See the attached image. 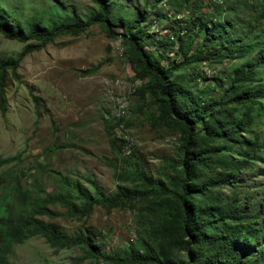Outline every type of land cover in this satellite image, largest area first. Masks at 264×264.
I'll list each match as a JSON object with an SVG mask.
<instances>
[{"label": "trees", "instance_id": "1", "mask_svg": "<svg viewBox=\"0 0 264 264\" xmlns=\"http://www.w3.org/2000/svg\"><path fill=\"white\" fill-rule=\"evenodd\" d=\"M91 1L94 7L88 12L69 7L67 2L47 0L45 5L23 15L21 7L0 0V32L26 42L19 57L60 33L80 32L93 23H99L109 36H121L124 53L140 81L133 93L141 103L132 109L141 110L156 129L165 123L177 131L179 158L172 161L174 173L167 175L166 183L154 178L133 152L121 160L134 187L119 185L108 191L89 173L85 179L90 182V189L70 174L51 168L48 170L56 174V187L47 190L42 183H35L32 191L21 183L23 171L17 173L10 166L0 169V264H12L9 253L13 245L35 235L57 247L79 244L104 264H264V225L245 223L247 216L242 214V208L225 206L220 194L205 195L210 187L226 183L227 177L238 171L241 163L229 157L234 143L245 146L246 161L262 145L258 134L241 140L238 131L249 127L256 115H264L260 104L264 98V0H259L254 15L244 22L232 14L240 8L241 0H230L227 5L228 0H210L205 10L201 9L202 0H165L168 9L177 13L186 7L188 12L182 17L183 23L176 19L171 24V37L160 41L161 44L155 43L147 26L152 19L168 18L163 6L158 7L163 0H142V6L126 0ZM225 12L233 19L227 15V21L220 19ZM175 36L179 40L176 45L170 43ZM163 43L171 45L175 57L165 60ZM251 52L246 62L231 70L228 79L218 78L222 87L214 95L207 88L194 92L195 78L177 71L187 64ZM17 66L18 58H0L2 113L6 110L9 69L14 71ZM256 80L262 81L255 85ZM34 101L38 109L41 102L35 95ZM151 103L156 105L154 111L149 110ZM238 105L241 107L236 111ZM121 120L117 117L105 128L118 126ZM114 138L111 145L116 148ZM209 139L215 143L209 144ZM18 157L19 154L0 156V165ZM212 165L219 167V171L198 181L200 167ZM134 199L153 201L144 229L159 239L157 252L147 244L141 249L130 244L103 250L94 231L86 228L70 234L55 222L40 217H83L95 205L109 210ZM56 203L63 209L50 206ZM225 221L232 224L225 225ZM262 227L263 231H259ZM175 249H183L180 256H173Z\"/></svg>", "mask_w": 264, "mask_h": 264}, {"label": "rangeland", "instance_id": "2", "mask_svg": "<svg viewBox=\"0 0 264 264\" xmlns=\"http://www.w3.org/2000/svg\"><path fill=\"white\" fill-rule=\"evenodd\" d=\"M56 1L67 2L71 4L69 7L73 6L81 12H88L94 7L91 0ZM126 1L142 6V0ZM241 1L238 11L232 14L244 22L254 15L259 0ZM4 2L12 7H21L25 15L29 10L45 5L47 0ZM209 2L202 0L201 9L205 10ZM228 3L230 0L226 5ZM167 5L165 0L158 4V7L163 6L167 19L148 22L147 29L155 43L161 44L171 37V24L176 19L183 23L182 17L188 12L183 7L176 13ZM226 15L233 19L226 12L221 14L220 19L227 21ZM29 41L33 42V39ZM178 42L175 36L170 43L176 45ZM25 43L0 32V58H18L16 70L9 69L8 73L6 110L3 113L0 111V156L19 154L18 158L1 164V170L10 166L16 168L17 173L23 171L20 173L21 183L32 191L35 183H42L47 190L56 187V174L48 170L51 168L70 174L92 189L85 179L90 173L105 189L114 191L119 185L134 187L135 184L123 171L121 159L136 152L137 160L154 178L165 183L168 181L167 175L174 173L172 161L179 158L177 131L165 123L156 129L141 110L132 109L140 102L133 93L140 81L135 78L124 53L121 36H109L99 23H93L80 32L60 33L42 47L19 57ZM163 44V55L167 56L165 60L175 57L170 50L171 45L165 44L164 47ZM18 48L21 49L19 52L16 51ZM252 53L203 60L187 64L177 71L195 78L192 82L194 92L207 88L214 95L222 87V80L218 82V78L228 79L231 70L246 62ZM258 81L262 80H256L254 84L257 85ZM34 95L41 102L38 109ZM260 102L264 110V98ZM155 108L154 103L149 104V110L154 111ZM117 117L122 119L119 125L106 129V125L113 123ZM256 134L262 143L261 148L251 152L252 157L249 156V161H246L245 146L234 143V152H229V157L241 163L238 171L234 176L227 177L226 183L210 187L205 195L220 194L225 206L242 208V214L247 216L245 223L264 225V211H261L264 209V115H256L249 127L240 129L238 139L254 138ZM112 138L116 148L111 145ZM208 142L215 143L214 139ZM219 169L213 165L201 166L197 180L202 181ZM151 205L153 201L134 199L109 210L95 205L90 214L83 217H40L55 222L70 234H77L86 228L94 231V238L103 250L130 244L141 249L147 244L157 252L159 239L148 235L144 229L145 220L151 217ZM50 206L63 209L57 203ZM229 223L232 224V221L224 222L225 225ZM181 252L183 249H175L172 254L177 257ZM90 254L79 244L57 247L44 237L35 235L15 243L9 258L12 264H104Z\"/></svg>", "mask_w": 264, "mask_h": 264}, {"label": "clouds", "instance_id": "3", "mask_svg": "<svg viewBox=\"0 0 264 264\" xmlns=\"http://www.w3.org/2000/svg\"><path fill=\"white\" fill-rule=\"evenodd\" d=\"M20 50H21V49H19V48H18V49H16V51H17V52H19Z\"/></svg>", "mask_w": 264, "mask_h": 264}]
</instances>
